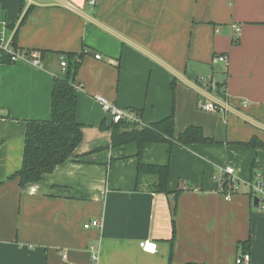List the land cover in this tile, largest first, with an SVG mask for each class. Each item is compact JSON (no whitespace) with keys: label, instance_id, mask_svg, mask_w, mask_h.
<instances>
[{"label":"crops","instance_id":"crops-1","mask_svg":"<svg viewBox=\"0 0 264 264\" xmlns=\"http://www.w3.org/2000/svg\"><path fill=\"white\" fill-rule=\"evenodd\" d=\"M0 19L13 45L46 53L42 67L0 63V264H235L249 238L250 264H264V212L250 188L264 183V148L249 145L264 143V0H0ZM82 52L83 141L74 159L21 187L11 177L27 122L51 118L61 57ZM99 97L139 113L142 126L173 115L178 135L196 126L214 142L147 144L140 161L136 144L112 148ZM200 101L230 110L205 112ZM140 162L169 168L168 193L152 174L138 184ZM227 166L240 180L231 201ZM94 220L101 227L85 229Z\"/></svg>","mask_w":264,"mask_h":264},{"label":"trees","instance_id":"trees-1","mask_svg":"<svg viewBox=\"0 0 264 264\" xmlns=\"http://www.w3.org/2000/svg\"><path fill=\"white\" fill-rule=\"evenodd\" d=\"M26 20L23 18L22 23ZM17 47L16 45H14ZM43 61L44 52L39 53ZM85 54L68 53L61 57L67 67L64 73L54 78V88L51 96L52 115L49 120H30L27 122L24 157L22 168L11 178H18L20 186L38 183L47 174L74 159L77 148L83 141V126L77 120L78 99L76 95V77ZM0 63H9L5 53H0ZM139 117L140 114L138 113ZM105 129V126H102ZM112 148L129 144L138 146V158L141 161L144 146L147 144H170L190 147L196 144H209L213 140L206 138L201 127L190 126L183 133H176L175 117L173 115L148 126L141 123L121 121L111 126ZM250 146L264 148V143L251 141ZM99 150L92 151L98 152ZM155 175L159 181L157 191L168 193L167 181L169 168L146 166L139 163L138 184L148 175ZM251 199L253 197L251 195ZM254 201V200H253ZM242 255L249 254L251 238L240 242Z\"/></svg>","mask_w":264,"mask_h":264},{"label":"built area","instance_id":"built-area-1","mask_svg":"<svg viewBox=\"0 0 264 264\" xmlns=\"http://www.w3.org/2000/svg\"><path fill=\"white\" fill-rule=\"evenodd\" d=\"M94 4V1L91 2ZM7 23L0 19V53H5L9 58L10 64H16L20 61H26L33 65L34 67H42L43 61L41 55L36 51H25L18 47H15L12 43V40L7 39L6 36ZM235 34L240 32V27L237 25L233 26ZM233 41H237L236 37L233 38ZM97 59H100V56H96ZM218 60L223 64H228L227 55H219ZM61 67L65 70L67 67L65 61H61ZM203 86L207 87L208 83L203 79ZM102 102L104 108L113 116V122L119 123L121 121L136 122L140 123V117L134 110H120L117 107L110 104L103 98H98ZM199 109L205 112H215L226 114L230 110L229 103L227 101L215 102V103H206L203 101L199 102ZM223 176L221 177V192L224 195V198L227 201H231L232 198L239 193L240 189V180L237 178L235 169L232 167H225L222 170ZM251 195L253 200L255 198L259 199L257 209L261 212H264V183L257 181L250 184ZM85 229L101 227V222L99 220H94L86 224ZM140 248L148 254H156L158 252V245L153 240H143L139 242ZM235 264H250V255H242L237 257Z\"/></svg>","mask_w":264,"mask_h":264},{"label":"water","instance_id":"water-1","mask_svg":"<svg viewBox=\"0 0 264 264\" xmlns=\"http://www.w3.org/2000/svg\"><path fill=\"white\" fill-rule=\"evenodd\" d=\"M187 75L193 81H197V79H198V75L196 73H194L193 71H188ZM258 203H259V199L255 198L254 201H253L254 206L257 207Z\"/></svg>","mask_w":264,"mask_h":264},{"label":"rangeland","instance_id":"rangeland-1","mask_svg":"<svg viewBox=\"0 0 264 264\" xmlns=\"http://www.w3.org/2000/svg\"><path fill=\"white\" fill-rule=\"evenodd\" d=\"M229 78H230V75H229ZM118 108V107H117ZM118 109H120V108H118ZM120 110H124V109H120ZM106 115L108 116L107 117V119H108V124H110L111 126L114 124V122H113V116L109 113V112H107L106 111Z\"/></svg>","mask_w":264,"mask_h":264}]
</instances>
